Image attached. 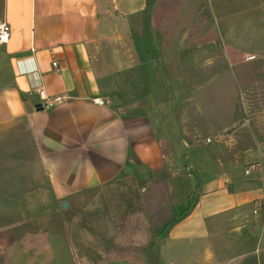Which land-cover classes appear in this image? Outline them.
Returning a JSON list of instances; mask_svg holds the SVG:
<instances>
[{
  "label": "crops",
  "instance_id": "1",
  "mask_svg": "<svg viewBox=\"0 0 264 264\" xmlns=\"http://www.w3.org/2000/svg\"><path fill=\"white\" fill-rule=\"evenodd\" d=\"M131 1L0 0V19L10 28L0 45V264L8 257L44 262L56 238L73 264H106L117 237L112 221L129 214L127 197H136L150 218L166 213L152 211L155 198L164 195L178 212L195 189V207L158 240L162 261L165 240L193 261L209 232L223 236L214 249L202 243L203 264H216V245L227 248V264H264V2L251 3L249 15L235 5L216 14L213 0H156L151 24L159 58L138 60V68L129 43L128 63L123 45L103 44L120 36H103L105 27L126 24L142 9L129 8ZM127 64L136 69L126 79L130 95L139 94L124 102L116 88L101 84L98 69L116 85L121 77L111 67ZM36 83L63 102L42 107ZM212 140L215 150L202 163L177 151ZM240 162L248 181L235 174ZM181 165L191 172H174ZM163 170L164 191L150 189ZM185 176L188 186H178L176 178ZM147 191L154 195L149 202ZM206 195L223 203L201 207Z\"/></svg>",
  "mask_w": 264,
  "mask_h": 264
},
{
  "label": "rangeland",
  "instance_id": "2",
  "mask_svg": "<svg viewBox=\"0 0 264 264\" xmlns=\"http://www.w3.org/2000/svg\"><path fill=\"white\" fill-rule=\"evenodd\" d=\"M254 1L257 2V6L256 8L260 7V3L264 2V0H249V3L247 5H245V2L243 3V0H235L236 3H232V4H225L224 0H213L212 4L215 10L216 14H219L221 11H229L230 12H234L235 10H233L234 5L236 6V10L237 9H242V8H246L249 9L248 13L249 15H254L253 12L254 10L251 8V3H253ZM134 3V5H132ZM143 3L144 0H132L130 3V7L131 6H135L136 8H138L140 5L142 6L143 9ZM161 3V0H160ZM206 3L204 2L203 5H201V7L203 6V8L205 7ZM249 5V7H248ZM206 8V7H205ZM141 9V10H142ZM137 11L132 13L131 16H129L127 18V23H123L122 21L119 23V25H115V24H111L108 25L107 27H105L103 29V36H108L109 34H115V32L120 33V36H118V38L116 37H105L103 39V44L107 45L108 47H111L112 49H114L113 45H117L119 44L120 46H122L123 48V55L125 56V58H127V63L129 62L130 58L129 56L134 58V55L136 54V51L134 49V45H133V41L131 39V32H136L139 35L142 33V18L139 17L138 13L141 11ZM202 10V9H201ZM204 12V10H202ZM260 12V10H259ZM152 26V24H151ZM166 28H169V21L167 23H165ZM126 28V30H125ZM251 28V26H250ZM177 30H180V28L178 27ZM109 33V34H108ZM153 35V34H152ZM153 41L155 43L154 37ZM131 45V50L130 53L131 55H128L127 52V44ZM118 45V46H119ZM156 45V43H155ZM114 51V50H113ZM159 52V51H158ZM112 54V53H111ZM114 54L116 55V52L114 51ZM111 56V59L113 60L115 58V55ZM122 54V53H121ZM125 58L122 60L125 61ZM136 59V60H135ZM134 65H136V67H140L139 65H141L138 62V57L137 54L134 58ZM112 69V73L114 74L115 78L120 76L121 78V83H116V85L111 84L109 81H111V76L110 79L109 77L104 74V70L102 69H98V75H99V79L101 84L105 87V88H116V93L119 94V97H122V100H124V102L128 101L129 98L131 97H138V90L135 91V93L133 95H130L133 87H131V84L127 82L126 79L130 78V73H133L136 69H133V64L132 65H125L124 67H118L117 65H115L114 67H111ZM141 70V69H139ZM116 86V87H115ZM260 102L262 105H264V99H260ZM188 148V150H185L183 148V146H180V148L177 150L180 153H186L187 156H192L193 158L196 157V161H199L202 163L203 159L206 156V153L208 152H214L215 150V144L214 141L212 140L211 143L206 144L205 147L204 146H199L197 147V149L194 148L190 149ZM182 157V156H181ZM217 157V156H215ZM183 166V165H181ZM215 167V165H214ZM217 167V164H216ZM219 169V168H218ZM236 172V176L238 178H243L242 181H248V179L246 178L247 176H245L243 170H244V165L242 162H240L236 168H235ZM174 172H178L181 175H187L188 172H191V170L186 169V167H182L179 168V170L177 171V167H174ZM164 173H161L160 176L157 178V180L155 182H153L150 186V189L153 188V185L157 188L158 192H163L165 189V177L163 175ZM212 175V170L209 168V171L206 174H203V177H207ZM252 175V174H251ZM250 175V176H251ZM249 177V176H248ZM176 181H181L178 183V186L181 187H187L188 186V180L185 177L183 178H176ZM190 179H193L196 183V188L198 187V184L196 182V179L192 176L190 177ZM195 191H197L198 193V189H195ZM192 194L191 191H189V195ZM154 196V195H153ZM153 196H151V192L147 191V193L144 195V200L149 202L151 199V197L153 198ZM126 198V197H123ZM215 198V196H210V195H206L204 197L200 198V203L199 205H201V207L203 205H207V204H218V203H223L221 200H218L219 198L217 197L215 200H213ZM127 199L129 200V203H126L125 206V212L129 213L127 216H125V218L121 219L118 224L115 221H112V225L113 227H117V237L116 240H113L112 242H110L109 244V259L107 258V260L105 261V263L109 264L115 260H111V259H122V258H127L129 259L128 262H130L131 264H144V258L143 255H145L142 252V249L145 248L148 243L150 241H155V235H154V229L155 226L157 225H161L162 223H165L167 220H169L172 216H171V205L170 203H166V197L163 195L162 198H155V201H153V206H152V211L156 210V209H166V213H158L157 215H154V217H152L151 215H153V213L150 215V218L147 215V209L145 207H143L142 204H139V200L132 197H127ZM178 199V197H177ZM210 199V201H209ZM212 199V200H211ZM206 201V202H205ZM205 202V204H203ZM181 209H178V213H181L182 211H184V209L186 208L183 205H180ZM120 209V207L118 208V210ZM150 209V208H148ZM98 214V213H96ZM104 216V215H103ZM106 218V217H105ZM107 219V218H106ZM105 219V220H106ZM107 221V220H106ZM210 228V227H209ZM221 230V229H220ZM207 233V237L208 239H206L205 241H201L203 244L204 242H207L213 249L215 247V245L213 244V241L216 240L217 242L219 241V243L222 241V236L216 235L217 233ZM168 236V235H167ZM172 238L171 235H169L168 238ZM165 240V239H164ZM56 242L57 244H51V246L53 247V250L50 254H52V258L46 259L44 262L40 261L39 264H73L71 259H67L68 257V250H67V246L65 245L64 241L62 239L59 240V238H56ZM170 243H172V240L170 239ZM202 243H200L198 246V250L196 252H194V260L190 261V259H187V257L185 258L186 254L181 253V254H176V251L179 250L178 248L176 249V247H171L169 244V240H165V245L162 249V256H163V263L164 264H203L202 261ZM218 246V254L220 255V257L217 260L216 264L218 262H221V264H227V260L224 257V252L225 250H227V248H224L222 246L216 245ZM226 247V246H225ZM200 253V254H199ZM41 254V253H39ZM199 254V255H198ZM10 258V259H9ZM42 256L37 258H33L34 260V264L38 263L39 260H41ZM226 259V260H225ZM5 262H8L9 264H27V260H16L15 257H8L7 259H4ZM225 260V261H224ZM136 262V263H135ZM197 262V263H195ZM7 264V263H6ZM234 264V263H233Z\"/></svg>",
  "mask_w": 264,
  "mask_h": 264
},
{
  "label": "trees",
  "instance_id": "3",
  "mask_svg": "<svg viewBox=\"0 0 264 264\" xmlns=\"http://www.w3.org/2000/svg\"><path fill=\"white\" fill-rule=\"evenodd\" d=\"M156 0H144V7L138 13L139 17L142 18V33L139 35L136 32H131V39L133 41L134 49L136 51L138 60L141 63L156 61L159 58L158 49L153 41V32L151 26V18L153 8L155 6ZM165 179L169 177L167 170H163ZM199 183V178L196 177ZM197 201V191L193 192L188 196V206L181 213L175 212L172 208L171 218L161 225L155 226L154 235L155 241H150L148 245L142 249L144 264H163L160 256L158 240L165 238L173 225L178 221L186 217L192 209L195 207Z\"/></svg>",
  "mask_w": 264,
  "mask_h": 264
},
{
  "label": "built area",
  "instance_id": "4",
  "mask_svg": "<svg viewBox=\"0 0 264 264\" xmlns=\"http://www.w3.org/2000/svg\"><path fill=\"white\" fill-rule=\"evenodd\" d=\"M9 38H10V28L4 20L0 19V45L7 44L9 41ZM52 66L54 69L58 67V64L56 63V61H53ZM33 88L36 91V93L39 95V97L43 100V103L41 104V106L44 108L54 107L56 105L61 104L64 100L62 96H55L53 98L46 97L44 90L39 83H36L33 86ZM95 102L99 105H103L105 102H107V99L98 98V99H95ZM207 141L209 140L207 139ZM255 168L256 166H251L249 169L245 171V173H250L251 170Z\"/></svg>",
  "mask_w": 264,
  "mask_h": 264
},
{
  "label": "water",
  "instance_id": "5",
  "mask_svg": "<svg viewBox=\"0 0 264 264\" xmlns=\"http://www.w3.org/2000/svg\"><path fill=\"white\" fill-rule=\"evenodd\" d=\"M62 206L66 207V206H67V203H66V202H64V203L62 204Z\"/></svg>",
  "mask_w": 264,
  "mask_h": 264
}]
</instances>
